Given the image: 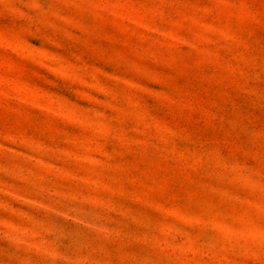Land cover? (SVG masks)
Returning <instances> with one entry per match:
<instances>
[{
  "label": "rangeland",
  "instance_id": "1",
  "mask_svg": "<svg viewBox=\"0 0 264 264\" xmlns=\"http://www.w3.org/2000/svg\"><path fill=\"white\" fill-rule=\"evenodd\" d=\"M0 264H264V0H0Z\"/></svg>",
  "mask_w": 264,
  "mask_h": 264
}]
</instances>
